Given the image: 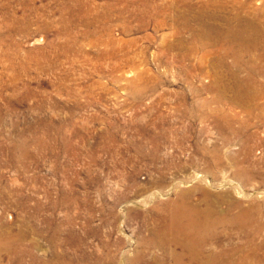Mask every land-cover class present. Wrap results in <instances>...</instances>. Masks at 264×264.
I'll return each mask as SVG.
<instances>
[{"label":"rangeland","instance_id":"obj_1","mask_svg":"<svg viewBox=\"0 0 264 264\" xmlns=\"http://www.w3.org/2000/svg\"><path fill=\"white\" fill-rule=\"evenodd\" d=\"M254 15L264 30V0H0V231L127 264L183 189L264 221V51L252 70L231 34Z\"/></svg>","mask_w":264,"mask_h":264},{"label":"bare ground","instance_id":"obj_2","mask_svg":"<svg viewBox=\"0 0 264 264\" xmlns=\"http://www.w3.org/2000/svg\"><path fill=\"white\" fill-rule=\"evenodd\" d=\"M215 17H217L215 13L209 14V18ZM236 17L241 18L240 15ZM197 18L201 27L204 26L202 28L205 30L209 28L210 30L214 29L212 27L208 28L202 16ZM248 19L249 21L246 22V26L249 27L248 31L245 33V31H240L241 29L238 31L237 29L235 34L232 32L233 38L237 39L238 42L232 41L236 43L240 51L244 48L247 49L250 54V67L252 70H256V61L257 59H261L263 52L256 53L259 50L264 51V30L260 25L261 23L257 15ZM222 29L224 31V28ZM222 29L215 28L220 34H223ZM225 38L227 39V37ZM219 40L217 39L216 42H219ZM232 41H230V44ZM241 56H235V62L238 65H242ZM216 154L213 155L215 164H219V160H221V164L224 165V160L219 159ZM248 159L249 155L247 154L245 160L247 161ZM245 167V165H240L237 167L239 169L236 172L247 180L252 175V170L248 168L245 174ZM200 177L201 175L197 174L195 178L198 179ZM220 182H223V180ZM223 183L225 184L226 182L224 181ZM231 183L233 182L227 183L229 184L228 186H232ZM196 190H198L197 186L193 191L183 189L178 192V195L176 194L177 197L175 199L165 202L164 209L156 214L155 223L151 227L150 234L139 238L134 257L127 259V264H262L264 259V221L261 218L260 204L254 201L253 204L246 207L242 206L237 199L234 200L229 197L227 202L224 201L226 203L225 207H218L213 205V202V204L211 203L212 200L210 198H212V194L210 193L201 192L200 194H203L201 202L192 200L191 194L194 191L196 192ZM233 190L238 197L243 196L239 190H235L234 188ZM219 197L223 198L224 195L220 193L216 195L217 201ZM202 203H204V206H202ZM31 226L20 227L14 234L8 229L5 232L0 231V256L3 252H6L10 256L9 264H101L102 261L97 255L96 257L86 256L81 259L68 258V255V257L64 256L62 252L57 250L58 247L56 248L58 244L56 240L57 231H54L51 235L49 234V236L47 235L49 237V241H47L51 244L49 251L38 245V241L36 242L34 239H30L28 243H24V238L30 232L37 233L38 231L36 227ZM236 233L244 237L241 239L243 240L242 242H234V235ZM25 256L29 257L27 262L24 260ZM64 259L68 262H62Z\"/></svg>","mask_w":264,"mask_h":264}]
</instances>
